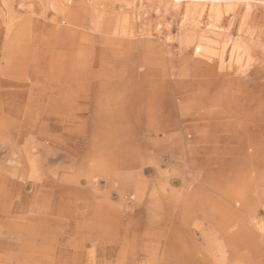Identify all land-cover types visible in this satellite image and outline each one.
<instances>
[{
    "label": "rangeland",
    "instance_id": "1",
    "mask_svg": "<svg viewBox=\"0 0 264 264\" xmlns=\"http://www.w3.org/2000/svg\"><path fill=\"white\" fill-rule=\"evenodd\" d=\"M158 1L0 0V264H264V3Z\"/></svg>",
    "mask_w": 264,
    "mask_h": 264
},
{
    "label": "bare ground",
    "instance_id": "2",
    "mask_svg": "<svg viewBox=\"0 0 264 264\" xmlns=\"http://www.w3.org/2000/svg\"><path fill=\"white\" fill-rule=\"evenodd\" d=\"M57 10L60 13L62 12H66L67 10H69V6H67V4L69 3L70 0H54ZM97 1V0H96ZM9 2V1H8ZM72 2V1H71ZM99 2V1H98ZM239 2H243L245 5V9L249 10L251 9L253 6H255L254 4L256 3H264L263 0H159L156 6H158L156 12L158 13V9L161 8H169L172 9L178 13H180V15L182 16L181 18V22H188L189 23H194L195 25H200L201 21H203L204 19L207 20V24L205 25V28L207 27H211L214 26L215 24H217L221 18L223 17V15H227L226 13L231 10H233L237 4ZM95 3V1H94ZM100 3H102V0H100ZM99 3V4H100ZM7 4V2H6ZM11 3H9L10 5ZM54 4V3H53ZM240 4V3H239ZM8 6V5H6ZM98 6V5H97ZM101 6V5H100ZM103 6V5H102ZM239 6V5H238ZM99 7V6H98ZM11 8V7H8ZM101 9V8H99ZM237 9V8H236ZM244 9V8H243ZM238 10V9H237ZM95 11V10H94ZM93 11V13H94ZM98 11V10H97ZM8 12H10L8 10ZM58 12V13H59ZM96 12V11H95ZM253 12V11H252ZM255 12V11H254ZM253 12V13H254ZM11 13V12H10ZM97 13V12H96ZM234 13V12H233ZM249 13V12H248ZM237 14V13H236ZM261 14V13H260ZM253 15V14H252ZM251 15V16H252ZM237 16V15H236ZM255 16V15H254ZM252 16V17H254ZM258 16V15H257ZM119 17V15H118ZM121 17V16H120ZM119 17V18H120ZM123 17V16H122ZM99 18V17H98ZM115 18V17H114ZM124 18V17H123ZM126 18V17H125ZM124 18V19H125ZM243 18V16H242ZM246 19V18H245ZM97 20V19H95ZM117 20V19H116ZM115 20V23H116ZM120 20V19H119ZM252 20V19H251ZM98 21V20H97ZM96 21V22H97ZM101 21V20H99ZM98 21V22H99ZM130 21V19H129ZM250 21V19H249ZM254 21V20H253ZM95 22V23H96ZM112 22V21H111ZM245 22V21H244ZM114 23V21H113ZM203 23V22H202ZM205 23V22H204ZM242 23V21H241ZM254 23V22H253ZM98 24V23H97ZM247 24V23H246ZM250 24V23H249ZM101 25V24H100ZM120 25V24H119ZM118 25V27H119ZM191 25V24H190ZM97 26V25H96ZM99 26V25H98ZM115 26V24H114ZM130 26V25H129ZM160 24H157V27H160ZM124 27V26H123ZM131 27V26H130ZM156 27V26H155ZM115 29V28H114ZM113 29V30H114ZM126 29V28H125ZM128 29V28H127ZM132 29V28H131ZM157 29V28H156ZM119 30V29H117ZM129 30V29H128ZM155 30V29H154ZM159 30V28H158ZM115 31V30H114ZM125 32V30H123ZM122 31V32H123ZM132 31V30H131ZM130 31V32H131ZM157 31V30H155ZM120 32V31H119ZM117 33V31H116ZM128 33V32H127ZM126 33V34H127ZM133 33V32H132ZM131 33V35H132ZM120 34V33H119ZM124 34V33H121ZM125 36V35H124ZM156 36V35H155ZM160 36V35H159ZM167 37V36H166ZM128 38V37H127ZM156 38V37H155ZM157 39V38H156ZM159 39V38H158ZM168 39V38H167ZM173 39V38H172ZM171 39V40H172ZM194 38H192V42L197 40V37L195 38V40H193ZM170 40V39H169ZM150 45V44H149ZM150 47V46H149ZM33 173V172H32ZM250 223V222H249ZM250 230H253V232L258 235L261 239H264V225H259L256 224L253 227H250ZM214 240V239H212ZM211 240V241H212ZM215 241V240H214ZM213 242V241H212ZM210 244V243H209ZM211 245V244H210ZM213 245V244H212Z\"/></svg>",
    "mask_w": 264,
    "mask_h": 264
}]
</instances>
